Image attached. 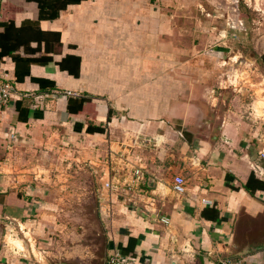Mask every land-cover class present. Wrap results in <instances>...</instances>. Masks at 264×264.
<instances>
[{"label":"crops","instance_id":"crops-1","mask_svg":"<svg viewBox=\"0 0 264 264\" xmlns=\"http://www.w3.org/2000/svg\"><path fill=\"white\" fill-rule=\"evenodd\" d=\"M205 1L0 0V264H264V56Z\"/></svg>","mask_w":264,"mask_h":264},{"label":"rangeland","instance_id":"rangeland-1","mask_svg":"<svg viewBox=\"0 0 264 264\" xmlns=\"http://www.w3.org/2000/svg\"><path fill=\"white\" fill-rule=\"evenodd\" d=\"M207 1L204 4L212 7L211 13L217 27L232 37L237 50L252 56H264V0ZM201 13L205 15V12ZM237 33L246 35V39L234 41ZM1 236L0 229V243Z\"/></svg>","mask_w":264,"mask_h":264},{"label":"built area","instance_id":"built-area-1","mask_svg":"<svg viewBox=\"0 0 264 264\" xmlns=\"http://www.w3.org/2000/svg\"><path fill=\"white\" fill-rule=\"evenodd\" d=\"M15 93V88L13 83L9 80L7 72L3 69L0 63V112L4 110ZM254 171L258 174H262L260 167L254 166ZM134 179L132 180V185L130 188H138L140 182L144 179L142 171L137 169L134 171ZM184 184V179L181 177L175 178V188L178 189ZM117 185H113L110 182L103 185V189L111 191L117 189ZM129 188V189H130ZM163 223H167L166 220H161ZM134 263V260L129 256H124L119 252H113L106 260V264H131ZM219 264H243L241 258H225L219 261Z\"/></svg>","mask_w":264,"mask_h":264},{"label":"trees","instance_id":"trees-1","mask_svg":"<svg viewBox=\"0 0 264 264\" xmlns=\"http://www.w3.org/2000/svg\"><path fill=\"white\" fill-rule=\"evenodd\" d=\"M37 2L39 6V17L41 19L55 18L58 16V11L64 8L67 4H77L83 0H32ZM11 25L9 24V27ZM88 133L94 132H103V129L100 127H92L89 126L87 128ZM253 181L251 177L248 181L247 188L251 185L250 183ZM259 187L264 189V183L258 182Z\"/></svg>","mask_w":264,"mask_h":264}]
</instances>
